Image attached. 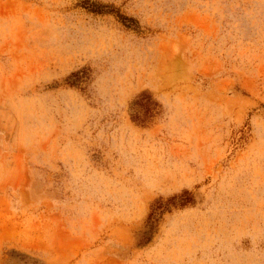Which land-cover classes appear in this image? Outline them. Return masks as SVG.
I'll use <instances>...</instances> for the list:
<instances>
[{
	"label": "rangeland",
	"instance_id": "1",
	"mask_svg": "<svg viewBox=\"0 0 264 264\" xmlns=\"http://www.w3.org/2000/svg\"><path fill=\"white\" fill-rule=\"evenodd\" d=\"M0 264H264V0H0Z\"/></svg>",
	"mask_w": 264,
	"mask_h": 264
}]
</instances>
